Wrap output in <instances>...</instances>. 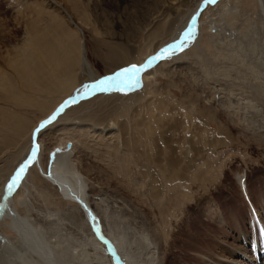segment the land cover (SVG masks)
Masks as SVG:
<instances>
[{"label": "bare ground", "instance_id": "1", "mask_svg": "<svg viewBox=\"0 0 264 264\" xmlns=\"http://www.w3.org/2000/svg\"><path fill=\"white\" fill-rule=\"evenodd\" d=\"M7 1L9 10H17L24 23L26 35L22 46L14 47L13 50V47L10 48L12 32L5 31L6 25L3 23L5 18H1L3 14L0 2V58L7 65V70L1 72L0 76V100L3 101L2 108L0 105V160L12 150L18 151L21 148L18 166L11 171L9 180L0 190V226L3 227L0 233V264H116L115 255L123 264H260L258 254L261 253L264 243L263 213L253 203L244 176L239 179V185L244 189L245 197L254 209L258 220L256 228L261 232L260 236L257 230L253 232L250 247L246 246L248 237L242 231L240 235L243 234L242 242L245 246H233V251L229 253L222 247H219L218 254L213 251L207 252V244L201 232L202 226L194 229L189 221L190 212L194 206L192 202L194 198L192 199L189 188L185 190L187 194L184 195L188 204L184 209L187 218L182 226L187 233V239L178 247L189 254L183 255L177 261L173 258L175 240L168 243L162 228L164 223L158 221L159 215L154 210L153 203L165 199L164 196L168 192L166 188L170 189L171 184L177 182L183 184L184 181L192 180L193 170L198 164L205 163L209 153H218L222 142L217 132L213 131L212 122L215 118L211 117V120L207 121L208 107L201 106L199 99L185 94L184 99L187 105L182 102L180 106L178 102H174L170 130L166 128L164 131L157 125L159 120H156L157 116L163 118L166 115L165 110L160 108L159 113L152 110L148 118L151 122L157 121L155 125L152 123L144 126L139 116H134L132 121L136 123L135 128L139 132H132L131 121L122 120L123 115L118 113L119 108L118 112L111 114L109 124L103 121L100 123L94 113L79 116L82 113V107H87L104 97L129 92L143 95L140 96L142 99L148 96L151 85L156 83L157 67L160 64L172 63L175 64V68L183 65L194 74L203 71L201 76L197 74V79L202 81L198 90L201 94H205L206 86L210 85L216 93L223 91L221 83L225 78V76L222 78L224 73L221 74L219 70L220 78L217 76L218 73L215 75L212 71L213 75L209 72L210 68L207 70V65L203 64L201 69L199 65L203 58L211 60L212 52L207 48V44H204L207 38L214 47L213 53L216 51L219 54L225 45L227 47L226 43L231 39L226 40L229 33L227 36V33L225 34L226 38L222 37L225 33V30H222L224 23L221 25L220 20L211 18L212 15L209 16L210 18L207 17L210 21L207 22L208 32H205L204 26L207 23L203 18L212 13L214 8L217 10L222 6L225 8L231 5L232 0H197L194 7L187 12L186 18V13L174 22H171L170 16L166 17L164 25L167 24L170 27L167 26V28L171 29L168 31L171 33L167 36L169 39L160 45L158 43V47L156 44L154 47L157 48L152 47V41L151 46L142 51L141 59H135L137 61L131 60L130 47L118 45L116 48H110L109 53L115 68L106 76L114 75L117 71L134 64L138 67L145 65L153 56H156L157 60L139 73V84L135 87L123 92L112 90L95 93L91 90L86 91L84 86L105 76L101 77L90 61L83 29L74 21L68 10L56 0ZM182 1L177 0L178 3ZM258 3L264 13V0H258ZM70 9L75 16H79L78 18L82 20L80 22L91 24L89 14L78 3H74ZM262 18L264 22V17ZM193 19L196 21L194 26H192ZM164 25H162L163 28L166 27ZM190 26H192V36L191 39L185 38L186 45L175 52H165L164 58H160L158 55L160 50L178 42ZM229 42L228 45L232 43V41ZM4 47L7 50L2 57L1 51ZM185 53L189 57L186 60L187 63L181 57ZM146 82L152 83L146 84L148 93L147 90L143 92L144 88L142 90V85ZM251 88V90L254 88L252 91L254 93L251 94L252 98L247 101V105L245 104L246 109L249 110L248 113L252 114L247 120V126L264 144V89L259 90L255 86ZM106 93L108 95H99ZM208 97L207 93L205 98ZM66 101L69 103L56 115L53 122L34 135L36 128L52 117ZM34 108L45 114L37 122L30 123L23 112L27 114L29 109ZM75 116L76 119H74ZM83 117L85 119L80 120ZM62 123H66L67 126L63 127ZM56 127H60L56 129V132L64 128H76L79 130L75 133L77 135L84 132L86 136L99 139L104 144L109 141L113 151H123V156L127 159L125 160L127 169H130L129 172L134 174L132 176L141 182L145 190H149L143 194L147 197L150 210H143L132 201L107 192V198L93 204L94 199L91 200V198H94V194L88 183L90 177L76 166L71 161L69 153L64 151L56 153V157L53 156L51 170L47 172L43 164V153L46 150L40 137ZM150 135L155 137L152 140V148L147 150L142 144L147 143ZM142 139L146 141L142 143ZM22 143L27 145L21 147ZM34 148L36 155H32ZM22 165L26 167L17 181V186L13 188L11 194H8L7 185ZM33 171L41 174L50 186L54 185L61 192L66 200L63 207L51 209L34 204V200H31L34 185V182H31ZM17 197L19 203L15 201ZM194 200H196V206H202L201 198ZM198 215L199 220L200 212ZM174 216L178 218L177 214ZM61 223L69 225L73 235L69 232V237H62ZM130 236L132 238L128 239Z\"/></svg>", "mask_w": 264, "mask_h": 264}, {"label": "rangeland", "instance_id": "2", "mask_svg": "<svg viewBox=\"0 0 264 264\" xmlns=\"http://www.w3.org/2000/svg\"><path fill=\"white\" fill-rule=\"evenodd\" d=\"M56 1L68 10L74 21L83 29L88 57L99 75L103 77L115 68L109 53L112 48H116L118 45L130 47L129 54H131V60L137 61L135 59H141V53L147 47L152 44V47L156 44L158 47L165 40L169 39L167 36L171 34L168 32L171 29H168L170 27L167 24L164 25L166 17L170 16L171 22H174V20L179 19L180 16L186 13V18L187 12L194 7L197 0H183L180 3L177 0ZM0 2L2 3L3 14L1 18H5L3 22L6 25L5 31L12 32L10 48L13 47V50L14 47L22 46L25 41L24 23H22L23 21L18 15L17 10H9L10 7L7 0H0ZM31 2H36V0H31ZM74 3H78L89 14L91 24L80 22L82 20L78 18L79 16L73 14L70 8ZM223 7L217 9L219 12L214 8L213 12L207 14L203 19H205L206 23H209L210 20L207 17L212 15L211 18L220 20L221 25L224 23L222 30H225V33H220L223 34L222 37L226 33V36L228 33L229 36L234 35L232 36L233 38L229 36H227L228 38L224 37L227 41L231 39L232 43L229 40L230 42H228L231 45H228V42L225 40L227 47L225 45L220 54L216 51V53H213L214 47L208 41L209 38H207L204 44H207V48L212 52L210 53L212 54L210 56L211 60L207 58L208 61H206L207 59L203 58L201 65H199V69H201L203 64L207 65V70L210 68L209 72L212 74L214 72L215 75L218 73L219 75L217 76H220V73H224L222 74V78L224 76L225 78L221 83L223 84L221 86L223 87V91H219V94L212 88V85L206 86L205 94H201L198 91L202 83L199 78L197 79L199 72L194 74L183 65H178L175 68V64L172 63L160 64L157 67L156 83L146 82L142 85V90L144 88L143 92L147 90L148 93L147 85L152 84V88L150 87L151 91L148 93V96L143 97L144 100L140 97L143 95L134 92H129L128 94L118 93L98 99L87 107H82V113L79 115L82 117L94 113L99 118L98 121L100 123L103 121L105 124H109L111 122L109 120L112 118L111 114L118 112L119 108L118 113L123 115L122 120H130L132 132H139L135 128L136 123L132 121L134 116L138 115L139 120H142L140 122L144 126L152 123L155 125L157 121L151 122L148 118L152 110H156L157 112L155 113H159L158 110L160 108L165 110L166 115H164L165 118L157 116L156 120H159L158 123H160H157V125L164 131L166 128L170 130L169 127L173 118L172 105L174 102H178L180 106H182V102L186 104V99H184L185 94H190L193 98L199 99L202 103L201 106L208 107L206 113H208L207 116L209 117L206 119L209 122L211 117L215 118L214 122H212L214 124L213 131L217 132L218 137L222 140L218 153H209L205 163L198 164L193 170L192 180L184 181L183 184H178V182L171 184L170 189L166 188L168 192L164 196L165 199L153 203L154 210L159 215L158 221L160 220L164 223L162 228H164L168 243L175 240L176 246H174L173 258L176 261L180 260L183 255L189 254L178 248L187 239V233L184 228L182 229L183 222L187 218L184 212L188 204V201L184 198V195L187 194L185 191L187 188L192 192V199H202V206H196V200L193 199L194 206L190 212L189 221L194 229L198 226L200 227V225L202 226L203 231L201 232L207 244V252L213 251V253L218 254L220 253L219 247H222L229 253V251H233V246H245L242 242L243 234L240 235L243 232L248 237L246 245L248 247H250L249 245L253 241L252 237L255 230L258 231L259 236L261 235V232L256 228L258 220L253 211L254 209L247 197H245L244 189L239 185V179L242 176H244V181L253 199V203L263 213L264 219V144L255 132L253 133V130L247 126V120L251 118L252 114H249V110L245 107L248 103L247 101L252 98L251 94L254 93H252L254 88L251 90V87H258L259 90L264 89V22L262 18L264 17V13L258 0H232L231 5ZM229 9L233 11L231 10L230 12ZM230 13L233 14L231 15ZM63 15L65 14L63 13ZM208 23L204 26L205 32H208ZM162 25L166 26L164 27L165 29ZM234 31H236L235 34L233 33ZM4 48L1 51L2 57L5 56L7 50V48ZM186 53L181 56L185 63L189 59ZM6 70L7 65L0 58V76L1 72H5ZM200 72L199 76L202 75L203 71ZM226 74L232 78L228 75L226 77ZM233 77L238 78V80ZM226 78L229 79L227 80ZM207 93L209 97L206 99ZM99 95H108V93ZM0 105L2 108V100H0ZM35 109H29L27 114L23 112L26 118H29L28 121L30 123L37 122L45 114V112ZM74 119H76V116ZM83 119L85 117L80 120L83 121ZM62 124L63 127L67 126L66 123ZM59 128L56 127L54 130L48 131L40 137L46 150L43 153V164L47 172L51 170L53 159L57 155L56 153L64 151L69 153L71 161L90 177L88 183L91 185V192L93 191L94 194V198H91V200L94 199L92 200L94 201L92 202L93 204L100 203L101 200L107 198V192L120 195L132 201L143 210H150L147 204V197L144 195L145 191L148 192L149 190H145L141 182L135 176H132L134 174L129 172L130 169H127L125 164V160L127 161V159L123 156V151H113V148H110L111 144L109 141H107V144H104L99 139L86 136L84 132H81V134L83 133L82 136L81 134L77 135L75 133L79 130L76 128H64L56 132V129ZM62 133L63 135H59ZM154 137L150 135L147 139L148 141L145 140L147 143L142 144L147 150L152 148ZM73 139L75 140L73 141ZM145 141L142 139V143ZM25 144L22 143L20 146L22 147ZM20 150L21 148L18 151L12 150L0 160V190L5 185V182L9 180L11 171L18 166L17 164L21 157ZM42 178V175L37 174L36 171L31 173V182H34L31 200H34L33 202L36 206L51 209L63 207L66 200L61 192L54 185L51 184L50 186ZM18 200L17 197L15 201L19 203ZM172 212L177 214L178 218H175ZM199 212L201 218L198 220L197 218L200 217L198 215ZM61 224L62 237L73 235L69 225L66 223ZM2 228L0 226V233L3 231ZM131 238L132 236L128 239Z\"/></svg>", "mask_w": 264, "mask_h": 264}, {"label": "snow or ice", "instance_id": "3", "mask_svg": "<svg viewBox=\"0 0 264 264\" xmlns=\"http://www.w3.org/2000/svg\"><path fill=\"white\" fill-rule=\"evenodd\" d=\"M195 23L196 21L195 19H193L192 26H194ZM192 26L189 27V30L184 33L183 37H181V39L178 42L169 44L167 48L161 49L160 53L158 54L159 57L164 58L165 52L168 51L175 52V50L183 48L187 43V40L185 38L191 39ZM156 60L157 57L153 56L146 62L145 65L138 67L137 65L134 64L131 65L130 67H125L120 71H117L114 75L105 76L103 79H99L94 83L85 85L84 89L86 91L91 90L93 93H95L97 91L109 92L112 90L123 92L129 88H133L137 84H139V73L143 71L145 68L150 67L154 62H156ZM67 103L69 102L66 101L64 105H61L60 109H57V112L54 113L52 117H50L48 120L43 121L41 125L38 128H36L34 135L36 133H39L46 125L52 123L56 115L59 114V112L67 105ZM32 155H36L35 148L33 149ZM25 167L26 165H22L20 169L16 172V174L11 177V180L7 185L8 194H11L13 188L17 186V181L20 178L21 174L23 173Z\"/></svg>", "mask_w": 264, "mask_h": 264}, {"label": "water", "instance_id": "4", "mask_svg": "<svg viewBox=\"0 0 264 264\" xmlns=\"http://www.w3.org/2000/svg\"><path fill=\"white\" fill-rule=\"evenodd\" d=\"M115 262L116 264H123L116 255H115Z\"/></svg>", "mask_w": 264, "mask_h": 264}]
</instances>
